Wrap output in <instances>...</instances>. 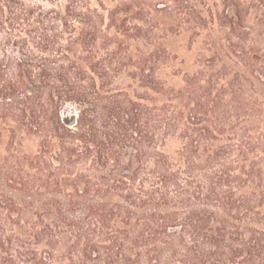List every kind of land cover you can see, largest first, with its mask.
<instances>
[{
  "label": "trees",
  "instance_id": "trees-1",
  "mask_svg": "<svg viewBox=\"0 0 264 264\" xmlns=\"http://www.w3.org/2000/svg\"><path fill=\"white\" fill-rule=\"evenodd\" d=\"M110 2L0 0V264H264V0Z\"/></svg>",
  "mask_w": 264,
  "mask_h": 264
},
{
  "label": "rangeland",
  "instance_id": "rangeland-1",
  "mask_svg": "<svg viewBox=\"0 0 264 264\" xmlns=\"http://www.w3.org/2000/svg\"><path fill=\"white\" fill-rule=\"evenodd\" d=\"M213 1V0H212ZM109 2H110V0H109ZM110 4H112L111 2H110ZM177 45V44H176ZM180 46V45H179ZM183 50H185V49H187V44L185 43L184 45H183V48H182ZM192 57H193V55L192 54H190ZM189 57V56H188Z\"/></svg>",
  "mask_w": 264,
  "mask_h": 264
}]
</instances>
